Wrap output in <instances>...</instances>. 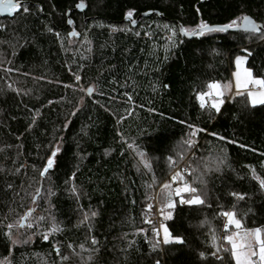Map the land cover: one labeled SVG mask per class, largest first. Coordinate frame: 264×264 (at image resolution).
Listing matches in <instances>:
<instances>
[{"label":"trees","instance_id":"trees-1","mask_svg":"<svg viewBox=\"0 0 264 264\" xmlns=\"http://www.w3.org/2000/svg\"><path fill=\"white\" fill-rule=\"evenodd\" d=\"M79 2L25 0L29 13L21 9L12 18H0V260L7 258L6 264H155L157 259L161 264H234L230 251L219 253L222 260L210 255L215 251L211 237L215 234L217 244H225L221 211L234 210L245 228H264V192L247 167L264 179V105L252 108L246 96H231L216 113L201 110L195 94L207 91L209 82H228L232 60L247 55L241 49L252 53L247 68L264 78V41L258 36L246 39L239 32L211 33L177 37L183 43L170 48V33L163 26L191 29L201 19L222 24L241 14L264 25V0H84L85 13L70 14L69 28L65 13ZM129 10L133 19L149 11L161 16L139 18L132 27L123 21ZM72 29L80 34L78 38L68 37ZM4 68L12 71L5 73ZM74 74L81 76L79 83ZM89 86L95 87L91 96L79 91ZM188 124L205 131L197 133V144L186 151L182 140L188 138ZM57 142L61 151L42 180L39 171ZM138 152L145 153L149 168ZM185 152L180 159L178 153ZM168 157L176 162L174 166H169ZM217 157L226 161L221 170L206 174V185H194L202 190L205 205H179L177 198L173 219H161L185 243L150 252L145 237L151 238V228L158 226L144 219L152 218L154 207L158 211L163 201L149 197H156L160 185L171 180L184 160L196 170L184 174L191 183L204 173L205 165L215 168ZM72 185L78 189L79 202L69 190ZM37 188L42 196L33 204ZM50 188L52 196L47 195ZM230 192L247 196L237 201ZM149 203L153 208L145 212ZM81 207L97 213L90 221L91 232L87 224L79 225ZM29 208H35L33 218L54 216L63 230L44 241L33 235L35 227L13 229L14 239L31 236V240L11 245L4 236L6 225ZM47 227V221L41 223L40 231ZM141 228L146 231L138 232ZM92 237L98 241L97 251H82L81 244L85 249L93 247ZM200 252L207 258L202 260ZM63 256L69 259L62 260Z\"/></svg>","mask_w":264,"mask_h":264},{"label":"snow or ice","instance_id":"snow-or-ice-1","mask_svg":"<svg viewBox=\"0 0 264 264\" xmlns=\"http://www.w3.org/2000/svg\"><path fill=\"white\" fill-rule=\"evenodd\" d=\"M39 11H42V8H39ZM77 9L83 10L86 5L84 0H80L79 3L75 5ZM23 10L25 14L29 13L30 8L25 3V0H0V12L7 11L8 15H12L13 12ZM197 13L199 14V9H197ZM159 15V13H157ZM67 15V13H65ZM133 11L129 10L125 14V19L130 20L131 23L135 24V20H132ZM67 24H73L71 19L67 20ZM2 27V26H0ZM170 33L169 36V45L170 48L177 47L178 43H183V40H177V37H201L206 34L211 33H229L231 32H239L246 34L245 38H251L258 36V39L264 41V25L256 22L253 18L246 14H241L226 23L222 24H210L207 21L201 19L198 24L194 28H186L183 25H167L163 26ZM114 31L117 29H113ZM123 30V29H120ZM48 32H53L52 27L47 28ZM139 35V33H136ZM57 39L60 38L59 33H55ZM80 35L74 29L68 33V37H75ZM148 35V33H145ZM2 43V42H0ZM170 49H166L168 51ZM243 52H247V55H236L234 59L235 71L232 73V78L234 80L235 91L231 93L233 96H246L247 97V105L255 108L259 105H264V78L255 77L252 71L245 67L248 56H251V52L247 49H241ZM15 54V53H14ZM167 59V56L165 57ZM10 63V62H9ZM5 73L11 72V68H4ZM75 81L77 83L80 82L81 76L79 74H74ZM66 88L73 87V85H64ZM11 88V84L8 85ZM164 87H168V85H164ZM207 91L196 92L195 98L199 102V107L201 110L208 109L209 111L215 110L216 113L221 112L222 105L225 104V98L229 95L230 90L232 88V84L230 82L221 83L219 81H212L207 83L206 85ZM14 90V89H13ZM76 89L74 88V91ZM79 91L85 93V95L91 96V94L95 91L94 86H89L86 89L80 88ZM207 98V99H206ZM81 102L84 97L82 96ZM131 99V97H129ZM51 103V101H50ZM75 115V112L72 113ZM35 116H33V123H35ZM181 123H185L181 121ZM32 125H29L31 128ZM64 127H68L66 123ZM189 133L187 139L182 140V144L186 146V151L191 150L195 146L194 138L197 136L198 132L205 131L202 128H198L195 125L188 124ZM210 135L216 136V133H210ZM219 139H224V137H219ZM229 143H234L233 141H229ZM129 148H132L133 145H128ZM243 147V145H241ZM61 151L60 143L57 142L51 148V154L48 155L43 168L39 171V176L43 180L47 177L49 170L53 169L55 164V158L57 154ZM223 151V150H222ZM107 154V153H106ZM185 153H178L180 159L184 158ZM141 159V163L144 164L145 168H149L150 165L144 161L143 157L145 153L138 152ZM264 155V154H262ZM169 166L172 167L175 165V161L172 157H168ZM226 161L222 157L216 158V166L215 168H210L205 165V171L199 177H194L193 181L189 183L185 177L184 173L187 172L188 175H192L195 172V169H192L190 166L187 169H182L175 171L171 176V180L169 182H165L160 185V192L157 193L156 197H149V199H162L161 207L158 209L160 216L162 217V221H168L173 219V211L177 207V198L179 205H188V206H202L205 205L206 201L201 194V189H198L194 185L199 183L201 185H206V180L204 176L211 171L219 172L221 170V166L225 165ZM249 170L252 174V178L256 180L259 184V189L261 192H264V179H261L257 176L256 171L251 166ZM19 172V168L16 169ZM75 174H73L74 176ZM155 183V178L153 180ZM175 185V187H174ZM153 185H149L152 187ZM11 188V185H8ZM71 194L76 196L77 202H79L78 189L75 185H72L69 189ZM55 193L52 192L51 188L48 190L47 195L52 196ZM229 195L234 197L237 201H242L246 198V193H238V192H230ZM42 196L41 188H37L35 195L32 196L33 204L37 203L38 197ZM235 208V205L233 206ZM153 208L151 203L147 204L145 207V212H150ZM83 213V218L79 221V225H88V230L91 232V219L94 218L97 213L95 211H84L82 207L79 209ZM35 212V208H29L22 216L18 218L14 223H8L6 225V231L4 232V236L10 241L11 245H16L18 243H28L31 240V236L28 237L27 240H20L13 238V229L22 230V229H33L36 228V231L33 235L40 236L44 241H48L50 236L54 235L57 232L62 231L63 229L56 221L54 216H38L33 218V213ZM218 216L224 218L223 229L225 235H223L222 239L225 244L218 245L217 244V236L215 234L211 237V247L215 249L210 255L217 260H222L223 256L219 255L221 251L228 252L230 251L232 261L234 264H264V228H245L242 225L240 219L237 218V213L234 210L229 211H221L218 213ZM35 221V222H34ZM47 221L49 223V227L46 230L40 231V224ZM144 223L151 224L152 221L145 216ZM202 225L206 223V221L201 222ZM234 229V230H232ZM146 230L141 228L138 229V232L144 233ZM152 237H145V242L149 245L150 252H156L162 249V246L172 245V244H183L185 243L184 239L180 236H175L172 234L168 226L161 222L159 227L153 226L151 228ZM21 235L23 233H20ZM91 245L93 246L91 249H85L84 245L81 244L79 247L82 251H88L89 253L97 251L96 245L98 241L95 237L91 238ZM131 243V242H130ZM230 246V247H228ZM73 246L70 244L69 248ZM54 250L59 255L60 249L54 244ZM11 252V248L9 249ZM199 257L203 260L206 259V254L204 252L199 253ZM62 260H67L69 257L63 256ZM92 256L89 255L88 260L91 261ZM7 258L4 260H0V264H6ZM155 264H161L160 260L157 259Z\"/></svg>","mask_w":264,"mask_h":264},{"label":"water","instance_id":"water-1","mask_svg":"<svg viewBox=\"0 0 264 264\" xmlns=\"http://www.w3.org/2000/svg\"><path fill=\"white\" fill-rule=\"evenodd\" d=\"M85 9H86V7H85L83 10H80V9H77L76 7H74L72 10L67 11V15H66V16L68 17V19H70V18H69V17H70V14H72L73 12H78V13H82V14H84V13H85ZM17 12H18V11L13 12L12 15H8V14H7V11L0 12V18H5V17L12 18V17L15 15V13H17ZM152 15H158V14H157V12H152V11L142 13V14H140V16H138L136 19L131 18L132 20H135V24L131 23L130 20H126L125 17L123 18V21L126 22V23L128 22L132 27H136V25H137V23H138V21H139V18H146V17H150V16H152ZM158 16H161V15H158ZM67 26H68L69 28H71V27H72V24H71V25L67 24ZM72 30H73V29H72ZM72 30H71V31H72ZM230 32H231V31H230ZM76 37L78 38L79 35L76 36ZM186 38H193V37H186ZM51 170H52V169H51ZM49 171H50V170H49Z\"/></svg>","mask_w":264,"mask_h":264},{"label":"built area","instance_id":"built-area-1","mask_svg":"<svg viewBox=\"0 0 264 264\" xmlns=\"http://www.w3.org/2000/svg\"><path fill=\"white\" fill-rule=\"evenodd\" d=\"M194 140H195V145H196L197 142H198V141H197V138L195 137ZM187 168H189V167H188V163H187L186 160H184V161L182 162V164L180 165V167L177 168V170H182V169H187ZM184 174H187V172H185ZM161 219H162V218H160V216L158 215V211H157L156 207H154V214H153V217L150 218V220H151L152 222H153V221L157 222V226L159 227V224L161 223ZM223 235H224V234H221V238L223 237Z\"/></svg>","mask_w":264,"mask_h":264},{"label":"rangeland","instance_id":"rangeland-1","mask_svg":"<svg viewBox=\"0 0 264 264\" xmlns=\"http://www.w3.org/2000/svg\"><path fill=\"white\" fill-rule=\"evenodd\" d=\"M73 43V42H72ZM235 59V58H234ZM234 59L232 60V66H231V69H230V80L228 81V82H230L231 84H232V88H231V90H230V93H229V95L225 98V100H227L229 97H231V96H233V95H231V93H233L234 91H235V86H234V80H233V78H232V73L236 70L235 69V64H234ZM245 67H247L246 66V64L244 65ZM227 83V82H226ZM207 99V98H206ZM175 171H178L177 170V168L176 169H174ZM155 196V195H154ZM155 206V205H154Z\"/></svg>","mask_w":264,"mask_h":264}]
</instances>
